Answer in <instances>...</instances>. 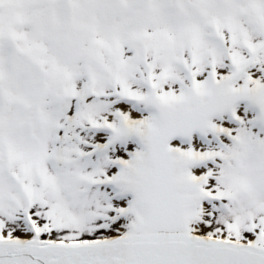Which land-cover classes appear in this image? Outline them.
Wrapping results in <instances>:
<instances>
[{"label":"snow or ice","instance_id":"1","mask_svg":"<svg viewBox=\"0 0 264 264\" xmlns=\"http://www.w3.org/2000/svg\"><path fill=\"white\" fill-rule=\"evenodd\" d=\"M0 264H264V0H0Z\"/></svg>","mask_w":264,"mask_h":264}]
</instances>
